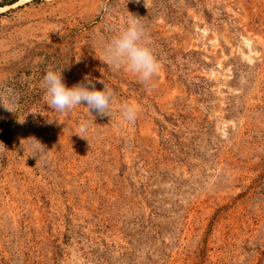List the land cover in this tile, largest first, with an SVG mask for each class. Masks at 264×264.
Listing matches in <instances>:
<instances>
[{"label":"rangeland","instance_id":"374dc122","mask_svg":"<svg viewBox=\"0 0 264 264\" xmlns=\"http://www.w3.org/2000/svg\"><path fill=\"white\" fill-rule=\"evenodd\" d=\"M11 1L0 0V96L14 101L0 106V264H264V0ZM131 13L161 63L151 89L103 57ZM49 69L69 87L103 80L112 117L51 109Z\"/></svg>","mask_w":264,"mask_h":264},{"label":"clouds","instance_id":"9594fccd","mask_svg":"<svg viewBox=\"0 0 264 264\" xmlns=\"http://www.w3.org/2000/svg\"><path fill=\"white\" fill-rule=\"evenodd\" d=\"M139 2L140 0H136V3ZM103 57L114 71L123 69L136 75L146 89L155 87L154 81L161 71V63L152 47L149 30L137 15L131 13L125 26L120 28L104 45ZM99 83L104 85L102 90L97 89L93 79L85 75L83 81L69 87L64 81L63 70L49 69L43 78L42 87L45 90V99L49 107L56 112L71 113L77 106L83 105L92 114L95 112L100 117H112L113 105L116 103L115 93L103 80ZM13 103V100L9 99L6 102L4 97L0 96V106L10 112H13ZM139 111L135 103L120 105V114L129 123L135 122ZM89 127V121H81L79 131L75 134L87 139L84 134L88 132ZM42 145L35 138L28 145L33 152L30 157H38L39 160V157L43 155Z\"/></svg>","mask_w":264,"mask_h":264},{"label":"trees","instance_id":"16d2710c","mask_svg":"<svg viewBox=\"0 0 264 264\" xmlns=\"http://www.w3.org/2000/svg\"><path fill=\"white\" fill-rule=\"evenodd\" d=\"M17 1H19V0H12L9 4H13V3H15Z\"/></svg>","mask_w":264,"mask_h":264}]
</instances>
